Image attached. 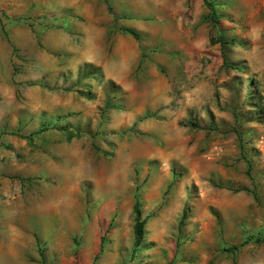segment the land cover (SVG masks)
<instances>
[{"label":"rangeland","instance_id":"rangeland-1","mask_svg":"<svg viewBox=\"0 0 264 264\" xmlns=\"http://www.w3.org/2000/svg\"><path fill=\"white\" fill-rule=\"evenodd\" d=\"M207 1L0 0V264H264V0Z\"/></svg>","mask_w":264,"mask_h":264},{"label":"trees","instance_id":"trees-1","mask_svg":"<svg viewBox=\"0 0 264 264\" xmlns=\"http://www.w3.org/2000/svg\"><path fill=\"white\" fill-rule=\"evenodd\" d=\"M104 4H106V0H102ZM204 5L207 7V9L209 10V17L211 18V20L213 21V23H218V21L215 18V13H214V9L212 7V4L209 3L207 0H202ZM107 10L108 7H107ZM122 32L130 35L132 38H134L135 40L137 39V34L131 30V29H121ZM190 126H194L192 123H190ZM133 212H134V226H133V231H134V244L136 245L137 242L139 241L141 234H142V226L145 222V218L141 219V214L140 211L138 209V202L137 199L135 197V206L133 208Z\"/></svg>","mask_w":264,"mask_h":264}]
</instances>
